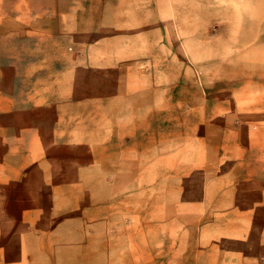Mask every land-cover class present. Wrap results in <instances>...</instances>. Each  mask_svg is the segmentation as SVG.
Here are the masks:
<instances>
[{
  "label": "rangeland",
  "instance_id": "1",
  "mask_svg": "<svg viewBox=\"0 0 264 264\" xmlns=\"http://www.w3.org/2000/svg\"><path fill=\"white\" fill-rule=\"evenodd\" d=\"M0 264H264V0H0Z\"/></svg>",
  "mask_w": 264,
  "mask_h": 264
}]
</instances>
